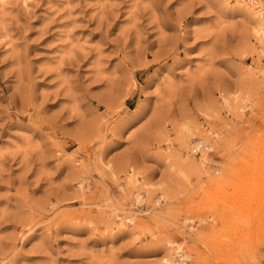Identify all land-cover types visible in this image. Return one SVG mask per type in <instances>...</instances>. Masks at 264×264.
Wrapping results in <instances>:
<instances>
[{"label": "rangeland", "instance_id": "rangeland-1", "mask_svg": "<svg viewBox=\"0 0 264 264\" xmlns=\"http://www.w3.org/2000/svg\"><path fill=\"white\" fill-rule=\"evenodd\" d=\"M260 11L0 0V264H264Z\"/></svg>", "mask_w": 264, "mask_h": 264}, {"label": "bare ground", "instance_id": "bare-ground-1", "mask_svg": "<svg viewBox=\"0 0 264 264\" xmlns=\"http://www.w3.org/2000/svg\"><path fill=\"white\" fill-rule=\"evenodd\" d=\"M257 13H258V12H257ZM263 15H264V11H260V19H261L262 25H261L258 29H255V33H257V35L261 34V32L264 33V16H263ZM187 141H188V140H187ZM205 142H206V141H205ZM204 147H206V146H204V142L199 141V142L196 143V145H194L193 148H192V150H193V154L196 155V153H194V150H195V149H198V150H199V153H198L197 155H200ZM206 148H207V147H206ZM207 149H208V148H207ZM202 156L204 157V154H202ZM192 166H194V165H192ZM137 198H138V200L140 201V203H143V202H144L143 197L141 196V194H139V195L137 196ZM128 221H131V219L129 218ZM131 222H132V221H131ZM178 246H179V245H178ZM176 254H179V255H178V258H177L179 264H184L183 260L180 259V258H183V259H185V260H190V255H188L187 253H185L182 247H181V248L179 247V248L176 250ZM173 260H174V262H175V257H174V256L171 257V259H164L163 261H164V264H174Z\"/></svg>", "mask_w": 264, "mask_h": 264}, {"label": "built area", "instance_id": "built-area-1", "mask_svg": "<svg viewBox=\"0 0 264 264\" xmlns=\"http://www.w3.org/2000/svg\"><path fill=\"white\" fill-rule=\"evenodd\" d=\"M194 153H196V155L199 153V150L198 149H195L194 150ZM189 226H195L194 224H189ZM190 227H188V229H189ZM191 230V229H190ZM180 259H182L183 260V262H184V264H188L189 263V261L188 260H185V259H183V258H180Z\"/></svg>", "mask_w": 264, "mask_h": 264}]
</instances>
